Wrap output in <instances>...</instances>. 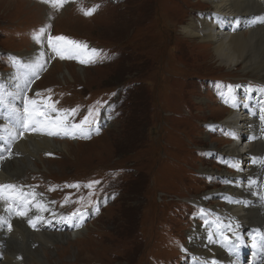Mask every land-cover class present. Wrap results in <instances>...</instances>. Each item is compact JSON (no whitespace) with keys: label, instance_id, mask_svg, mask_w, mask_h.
<instances>
[{"label":"rangeland","instance_id":"obj_1","mask_svg":"<svg viewBox=\"0 0 264 264\" xmlns=\"http://www.w3.org/2000/svg\"><path fill=\"white\" fill-rule=\"evenodd\" d=\"M92 8L91 15L83 14L82 9ZM209 9L203 0H67L59 9L43 0H0V72L11 75L19 64L17 72L31 73L33 63L22 65V57L45 44L50 57L33 77L34 90L29 87L26 100L47 102L61 113L77 109L67 114L73 124L89 116L85 138L66 121L68 135L49 127L47 121L56 123L57 117L44 106L28 109L47 111V119L31 118L58 133L50 135L58 147H34L37 168L18 169L19 185L54 214L86 213L83 232L53 239L44 247L42 264L191 261L185 252L187 232L197 219L212 217L206 206L224 202L220 195L205 197L225 185L217 172L234 171L231 159L218 155L233 141L217 123L230 110L227 97L240 85H264V76L247 73L252 66H225L211 44L185 35L183 25ZM59 36L87 48L61 59L49 46V38ZM92 56L95 62L80 63ZM28 118L24 112L13 125L1 117L10 128L21 127L14 143L22 139ZM24 156L7 152L0 170ZM22 217L24 235L11 245L18 259L27 260L39 242L25 233Z\"/></svg>","mask_w":264,"mask_h":264},{"label":"bare ground","instance_id":"obj_2","mask_svg":"<svg viewBox=\"0 0 264 264\" xmlns=\"http://www.w3.org/2000/svg\"><path fill=\"white\" fill-rule=\"evenodd\" d=\"M203 1L208 2L211 9L199 12L195 19L190 18L182 27L185 35L197 39L199 43L211 44L212 51L221 64L228 67L242 65L244 69L252 66L247 73L263 77V70H259V67L264 69V0ZM44 46L35 45L22 57V65L26 64V60L34 65L39 58V67L28 68L31 73L22 75L17 72L19 64L14 66L15 70L11 75L0 72L1 117L10 124L16 125L26 106L29 109L40 105L55 117L64 115L63 112L53 111V107L47 102H37L34 105L26 100V91L32 86L33 77L46 66L50 57ZM18 55H21L20 52ZM82 69L79 68L81 71ZM64 73L72 77L69 67H65ZM3 75H9L8 79ZM236 90L242 94L241 97L237 98ZM236 90L227 97L230 110L224 119L217 122L230 133L228 136L234 137L233 141L219 149L218 154L221 159H231L229 163L234 171L217 172L221 173L225 185L219 191L209 192L205 197L220 195L224 202L216 200L210 203L212 206H206L213 211L212 217H204L203 222L197 219L187 232L185 252L191 256L189 264H264V120L261 119L264 115V85H240ZM66 122L74 125L70 118ZM54 123L47 121L49 127ZM34 128L41 126L30 125L22 134L20 142L14 143L20 135L17 131L21 127L10 128L0 122V158L11 151L25 155L24 159L10 160L0 170V185L14 186L11 189H0V264H42L45 259L43 251L53 239L71 238L80 235L84 229L81 225L86 213L69 216L52 213L46 204L44 208H40L30 192L18 183L21 175L17 172L18 169L37 168L34 147L45 150L58 147V142L54 143L50 135H45L47 127L41 130H33ZM243 142L246 146L240 147ZM212 147L215 148L213 145ZM66 151L69 152L70 149L67 148ZM241 166L246 172H243ZM35 195L41 197L39 193ZM205 197L199 200L204 201ZM45 202L50 205L46 199ZM220 204L225 207H219ZM8 210L10 213L6 212ZM18 212L26 213L23 215L26 217L25 233L39 242L38 247L30 250V258L27 260L18 259L11 245L17 242V235H24L20 227L23 217ZM206 219L208 224L205 226ZM29 220L33 221L34 227L29 224ZM54 230L66 232H51Z\"/></svg>","mask_w":264,"mask_h":264},{"label":"snow or ice","instance_id":"obj_3","mask_svg":"<svg viewBox=\"0 0 264 264\" xmlns=\"http://www.w3.org/2000/svg\"><path fill=\"white\" fill-rule=\"evenodd\" d=\"M44 3L50 4L54 7H56L57 9L63 7L64 3L67 2V0H43ZM83 14L85 16L91 15L94 11L95 8L92 9H82ZM44 32V29H41V33ZM38 39V37H37ZM53 41L56 42H64L63 44L61 43H54ZM49 46L52 47V49L57 53V55L60 56L61 59L65 58V53H67L69 56H72L76 50L80 49V48H87L86 45H81L79 42L76 41H72V40H68L67 38L63 37V36H59V37H55V38H49ZM98 50L96 49H92L91 52L93 54H95ZM95 62V57H89L88 60H84L81 59L80 63H92ZM39 58L37 59V62L34 65H31V67L36 68L39 67ZM231 90V88H230ZM28 103L31 104H37V101H29ZM53 111H58L55 108L52 109ZM64 113H66L63 117H57V122L54 123L52 125V127L59 129L60 131L63 132V134L68 135L70 133V129L68 128V125L66 123H64L65 121L68 120V115L67 114H74L77 109H68V110H63ZM25 112L28 113V120L25 121L24 123V127L25 130L28 129V127L30 125H40L41 128H34L33 130H41L42 128L46 127V125L42 124V122L40 120H34L31 117L35 114V115H40V116H44L47 119V113L45 112H37L35 109L33 110V112H29L27 106L25 107ZM262 112H264V109H262ZM91 115V113L89 114ZM261 119L264 120V115L261 116ZM89 123V116H85L83 120H81L78 124H74L72 125L73 129H76L79 134L85 138L88 137L90 129L84 127V125ZM48 135H53V134H58V133H54L53 131H48L47 132ZM234 138V137H233ZM234 167H238V165H233ZM92 183H99L98 181H94ZM91 185H89L90 187ZM13 185H0V189L2 188H13ZM78 187V185H77ZM26 213L24 212H18V215H25ZM29 224L32 225L33 227L35 226V224L33 223L32 220H29ZM9 230H11V225H9ZM227 239V238H226ZM255 239V238H254ZM262 240H264V236H262Z\"/></svg>","mask_w":264,"mask_h":264}]
</instances>
